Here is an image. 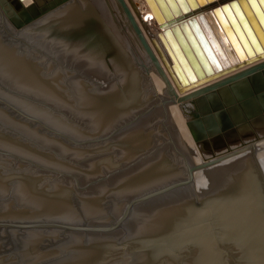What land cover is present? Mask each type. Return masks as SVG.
<instances>
[{
  "label": "rangeland",
  "instance_id": "obj_1",
  "mask_svg": "<svg viewBox=\"0 0 264 264\" xmlns=\"http://www.w3.org/2000/svg\"><path fill=\"white\" fill-rule=\"evenodd\" d=\"M65 6H66V3L62 6L55 8L54 10H51L52 12L50 11V13L48 12L47 14L42 16V20L41 18H37L23 25L20 24V20H17L18 23L17 21L16 22L13 21V18L9 17L6 13H5L6 15L3 14L4 17L3 15L1 16L0 14V28H1L0 29V42H1L0 44L3 46H6L5 48L7 50L5 51L10 52V54L15 57L14 59H17L19 57L18 59L19 60L22 59L21 61L23 62L22 63L21 61L17 60L18 63L20 62L19 64H22L21 68L23 69V71H21V68H20L21 65H16L17 66L16 67L13 63L14 70H15L13 72L17 73V70L18 69L20 70V71L18 70L19 71L17 73L18 75L16 73H15L16 75L13 74V72L11 73V70L7 69L11 73L10 77L17 78V79L14 78L17 81L18 79L21 80L20 82L19 81L18 82L20 84H23L24 89H25L26 86H25L24 80H26V78H28L27 75L30 74V76L32 75L33 77H30L29 79L26 80L27 81L26 83L28 85V87H26V89L28 88L27 90L30 89L29 91H33V92L36 91L37 94H41V95H42V92L43 94H47L48 92H46L45 90L47 89L49 85L50 89L48 88L47 91H52L54 96L56 95L55 98L59 97L58 100L53 98L54 100H56V102L55 101L52 102L50 99H47V98L33 96L31 95L32 93L19 90L23 88H20L19 86L16 85V84H19L17 81L13 82V80L11 81V78H9L10 80L7 79L6 80L7 82H6L2 77H0V141L1 142L7 141L6 143L0 142V183H1L0 185L3 184L2 185L3 188L0 186V189H1L0 190V219H4L6 221H12V222L47 221V222H55L59 224L66 223L70 225L107 227L111 223H114L116 218H118L126 202L140 196L143 193L150 191V190L145 191L147 188L142 187L138 190L139 192L133 193L132 191L130 193L131 195L124 194L125 191H122V189L123 187L125 188V186H122V185L126 179L122 180V178L126 176V173H127L128 180H130L131 177L138 179L142 174H144L143 171H145L148 168L151 169L154 167L155 169H157V168H161L162 166H169L168 168L174 167L175 168L174 171L176 170L177 167H178L177 170L181 169L182 177H184V173L186 171L185 165H187L188 163H189L188 165L193 164L194 149L191 147V144L189 143L188 138L186 137L183 127H181L182 125L180 124L175 111L172 110V112H169V110H167L166 112V108H164V105L167 104L169 99L163 98L161 94H157L153 103H150V100L154 97V94L152 95V92L155 89L154 87H152V85L149 82L150 77L148 74L153 76L152 75L153 73L150 69H147L148 71H146V68L141 64L140 60H136L134 59V57H132V60L136 61V64L139 70L144 75L147 76V80L146 79H142V80H143V83H145V89H146V92L148 93V99H146V103H145V105L147 106L143 107L142 110H140V112H138V114L135 116V118H133L135 120L134 126L142 124L143 123L142 120L148 121L150 119L153 122V125L151 126L153 130H152V134H150V138L148 139L149 145H147V150H148L149 156H147L148 157L147 162L141 163L143 165L137 164L131 169V171L135 170L137 172L136 169L140 166L139 167L140 169L138 168L139 173L138 172L136 173L133 171L135 176L132 174L131 171L130 173L126 172L129 162L122 163V159H119L117 156V153H115L114 151V149L116 148V142H115L114 136H116L117 133L119 132V130H116L117 131L116 133V131L114 130L117 127H120L119 126L120 124H116V123L112 124L114 120H112L111 117L104 118L101 110L97 109V107H99L98 103H100V101L102 102L104 101L103 97L105 94L110 95L113 98L117 96L118 92L112 93L110 91L112 90L111 86L113 88L115 87V85H113L114 82L112 83L111 81L116 80V78L118 77V74L114 73V75H112L111 73L113 70L109 69L108 67H105L106 65H104L102 68L96 63L95 54L94 53L91 54L92 53L91 49H88L87 47L88 42H83L84 40H86L84 36L85 31L83 27L80 26L82 29L79 28V30H82L84 32L83 33L82 31H80L81 33H83L82 35L80 34L79 31L73 30L74 28L73 29L72 27L69 28L70 26L66 24L67 23L66 20L62 22L61 18L63 16L61 15L63 14H61L60 11ZM3 13H4V10H3ZM57 14H59V16ZM63 18L65 19V15ZM39 22H42V23L40 24ZM58 25L59 27L57 29L56 26ZM64 25H66V27ZM70 29H71V33L68 32L70 31ZM76 31L78 33H76ZM71 34H74V35H71ZM34 35L36 38H34ZM67 36H70V37L68 38ZM72 36L76 37V39L73 38ZM80 36H84V37L80 38ZM47 38H49V41ZM64 38H66L67 40H65ZM71 39L73 41H71ZM51 40L53 41L50 42ZM69 40H70V44H69ZM61 42L63 45L65 43L67 45L69 44L70 46L64 45L66 48V50H64L65 48L63 47V45H61ZM80 47H83V48H80ZM85 48L90 51H86ZM76 49H79L77 50V52L79 51L80 52L79 53L75 52ZM80 49L82 50L84 49L85 51L81 52L82 50ZM69 50H72V51H69ZM68 52L70 53L73 52V53L70 54ZM75 53L77 54L75 55ZM87 54H89L90 56ZM80 55L83 57H80ZM85 56H88V58ZM92 56H94V58H92ZM75 57L77 59H75ZM80 58H84V59L83 60L81 59L82 60L81 61ZM89 58H91L93 61H91V59ZM86 59L87 60L89 59L90 62L88 61L89 62L88 63ZM76 60L79 61V63H77ZM35 61H37L38 65L36 64ZM80 61L82 63H80ZM83 63L84 65H82ZM7 64L9 65V63ZM88 64L92 68L89 67L88 69ZM94 64L99 67H95ZM23 65L25 66L31 65V67L33 68L32 69L31 67L28 68V66L23 67ZM33 65L36 67H34ZM73 65L75 66L77 65L76 66L77 69ZM145 65H148V62H145ZM71 66L73 68H70ZM78 66H79V69H78ZM8 67L11 68V65H9ZM100 67L103 69V71L107 69V71H105L107 73V76L105 75L106 74L105 72L100 71L101 69ZM35 68L36 69L38 68L39 70L37 69L34 71ZM44 68H46V70ZM25 69H27L28 72L27 70L24 71ZM32 70L34 73L35 72L36 73L32 74ZM76 70L80 72L77 71L78 72L77 74V72H75ZM89 70H91L90 72L91 74L89 73ZM92 72L94 73L93 75H92ZM99 72L100 73L103 72V74L101 73V76H100L98 75ZM108 72L110 73L108 74ZM19 73H21L20 75L21 78L23 75H24L23 77H26V76L27 77L23 78L24 80L22 81V79H20L19 77ZM25 73L26 74L29 73V74L25 76ZM85 73L88 77L85 76ZM95 73L97 75H95ZM37 74H38V78H37ZM70 75L71 77H69ZM89 75H91V77H89ZM103 75H105V78ZM96 77H99V78H96ZM91 78H94L95 81L94 79L92 80ZM30 79L32 80L35 79L33 81L34 85H32L33 82H31L32 80ZM37 79H39V81ZM36 80H37V83H36ZM41 80H43L44 82H42ZM80 80L81 82L83 81L82 84L78 82ZM10 81L11 83L16 82L15 85L19 89L15 88L14 87L15 85L13 83L12 84L14 86L11 85ZM76 81L77 83L76 85H74L75 84L74 82ZM153 81L156 82L158 80L155 79ZM29 82L32 83L31 84L32 86L30 85ZM41 82L43 83V86H38L39 84L42 85ZM122 82L123 81L121 79V82L119 81V83H122ZM84 83L86 84L84 85ZM79 85L81 87L83 85L82 89L78 88ZM122 85L123 86H121V88L124 87V84ZM40 87L42 90L44 89L45 92L41 91L39 89ZM53 87L55 90L53 89ZM83 88H85V90H83ZM78 89L81 91H79ZM74 90H77V91H74ZM87 91L91 93V95L88 94ZM81 92L84 95L86 94V96L85 97H83L84 95L80 96ZM75 94L78 97H82L86 99L79 98L80 100H76L78 99V97ZM87 98H89L90 100H87ZM79 101L80 102L82 101V102L80 103ZM86 101L90 102L88 106H86V104H88ZM82 103H86V104H82ZM63 105L65 106V108ZM71 105L72 106L74 105L73 108ZM90 105L92 106L91 108H89ZM81 106H85L84 108L86 109H84L83 107L81 109ZM93 108L95 111L93 110ZM96 109H97V112H96ZM89 114L90 116L88 117ZM92 115H93L94 120L91 117ZM155 115L156 116L159 115V117H157V121L153 120L152 116H155ZM165 118H167L168 120ZM105 121H107L108 123L110 122L112 125L110 126V123H109L108 127L106 128L101 127V126H104ZM174 122L176 123V125H174ZM94 124L99 126L102 129L100 130V128H98L97 126L96 128ZM121 124L129 125L128 122L121 123ZM105 129L107 130V133L106 132L100 133V134L95 133V132H102V130L106 131ZM111 138H113V140ZM175 138L178 140H176ZM183 143H185L186 147L187 145L189 146L188 147L189 151H187V149L183 147L184 145ZM104 151H107L108 153ZM142 151L143 150L136 148L134 152L136 153L135 156L139 155ZM100 153L101 155H99ZM183 153H185V155ZM188 153L189 155L192 154L191 157L189 158H188L189 156ZM103 155H105V157H103ZM120 155L122 156V151H120ZM96 156L97 157L99 156L101 159H98L99 157L97 158ZM105 159H107L108 162L112 160L113 162L112 161L111 162L113 164L115 163L116 165L115 168H112L108 165H103L107 168L101 170L100 169L101 165L106 161ZM189 159H191V161ZM119 161H120V164H119ZM147 163L149 164L148 167H147ZM142 166L145 167L144 170ZM131 174L133 176H131ZM9 177L10 178L14 177L17 181L15 179L13 181V179H9ZM21 179L23 181H20ZM27 180L29 181V184H25L26 182L28 183ZM18 182H20V184ZM21 183H22V187L24 186L23 187L24 189L20 187ZM30 183L34 185V188L32 190L31 188L33 186ZM14 184L16 185L14 186ZM165 184L162 183V185H165ZM196 186H197V183L193 177V180L188 185H185L184 187H180L179 190H173L171 192H168V194H170L168 195V197L174 196V198H171L170 201L174 200L180 190L181 191L179 193L184 192L186 190L188 194L193 191L196 192L198 191ZM17 187L19 188L17 189ZM20 189H23V190H20ZM39 189L43 190V192H40ZM59 189H60V192H59ZM62 189L65 191L63 192ZM27 190H29V193ZM67 190L70 192H68ZM136 190L137 189H135V191ZM21 191L27 192L28 194L26 193L27 195L25 194L21 195L22 193ZM48 191H50L51 193ZM55 191H57L58 193H55ZM66 192H68V197H67ZM59 193L63 194V196L60 195ZM37 194L39 197L44 195L43 197H41L43 200L41 198L40 200H38L39 197L37 196ZM29 195L32 196V199H30ZM190 195L192 197L194 196V193ZM24 196H25V199H24ZM45 196L47 197L45 198ZM160 196L154 197V198L156 199V198H159ZM48 197H52V199L50 198V200L52 201V203L54 201V204L49 203L51 201L49 199L47 200ZM55 199H56V203L62 200L61 204H64V205L63 206L59 205L60 202L56 204ZM147 200L140 202V203H135V205L129 209L130 213L128 212L129 215L127 216V218L120 225L116 226L115 228H113L111 231L107 233L79 231V230H66V229H61L59 227H44V228L36 227V228H24V229H19L15 227H0V260H1L0 264L2 263L3 264H42V263L43 264H54L62 260V259L59 260V257L66 255L67 252H71V247H73L74 244L81 242L85 238L89 239L88 241L90 243L91 241L99 240L102 237L108 238L109 240H112L113 243L118 244V247H117L118 249H116L115 252L113 251L111 253V255L109 256L110 258L107 257L108 255L103 257V259L107 258L109 263H107L108 262L107 261L106 263H102V264H134V263L135 264H146V263L150 264V262L147 261L149 259L148 254L145 255L146 254L145 253L143 255V253H141L138 249L144 246L145 241L143 240V237H144L145 232L149 229V225L148 226L146 225L148 217H144L145 220L142 222L140 219L141 217H143L142 212L146 208H151V206L147 204L146 202ZM65 201H67L66 203L69 202L68 203L69 205L68 204L66 205ZM164 201L165 203L166 201L169 202V200H164ZM36 204H38V206ZM52 205L54 208L52 207ZM58 205L62 206L63 209L61 207H59V210L56 209ZM48 206H50L49 207L50 209L48 208ZM68 206L69 207L71 206V208H69ZM43 207L46 210L49 209L52 212H50L49 210H47L46 212L45 209L42 210ZM36 208H38L39 210H37ZM134 208L135 210H133ZM55 209L58 212H56ZM42 211H45V212L43 213ZM65 211L67 212L65 213ZM96 217H101V218H96ZM66 219L68 220V222H66ZM54 229H57V230L60 229L59 230L60 232H55ZM37 238H40V241L38 242L40 246L39 244L37 245L36 242L33 243L34 240H36ZM131 238H133V240ZM133 241L136 243V246L133 243ZM222 246L224 245H221V248ZM91 248H90V250H92L91 253L93 252L94 253L93 255H97L96 258H98V256H100L99 255L100 253L96 252L97 249L95 250L92 246ZM68 249L70 250L68 251ZM226 249L228 251L227 260L229 264H241V263L251 264V261L247 260V256L245 255H243L244 258L243 256L242 257L234 256L233 259H231V253H234V252L233 250L229 248H226ZM50 250H55L56 251L55 254L51 256L49 255L46 256L47 254H49L48 252ZM170 251L166 254L167 260H165V262L160 263V264H177L176 261H179V259H180V262H179L180 264H202V263L204 264L205 263L204 261L199 260L198 257L194 259L188 256L189 254L183 257L182 255L184 254L183 252L182 254L180 253L181 255L179 256V254L176 255ZM42 253L46 257L40 256V254L42 255ZM80 256H82V254ZM146 256L148 259L146 258ZM181 256L182 258H179ZM225 257L226 256H224L223 258L225 259ZM77 258H80L79 254L77 255ZM174 258H176V261H175L176 263L174 261L173 262L171 261ZM82 261L83 260H81L80 263H83ZM153 261L154 263H156L157 260H153ZM69 262L70 261L64 264H67V263L74 264V261L72 263H69ZM95 262H93V264H95ZM77 263L80 264L78 261L75 262V264ZM219 263L226 264V262H223V260L221 259Z\"/></svg>",
  "mask_w": 264,
  "mask_h": 264
},
{
  "label": "bare ground",
  "instance_id": "obj_2",
  "mask_svg": "<svg viewBox=\"0 0 264 264\" xmlns=\"http://www.w3.org/2000/svg\"><path fill=\"white\" fill-rule=\"evenodd\" d=\"M122 1L125 4V6H126V8L128 10L129 16L135 22L136 26L138 27V30H139L140 34L142 35L143 39L146 42V45L150 49V52L152 53V57L144 49V46L141 43V41L138 39L137 34L133 31L132 26H131V22H130L131 20H129V17L126 15L125 11L122 9V7H121V5H120L118 0H70V1L66 2V6L63 7L61 9V11H60V13L63 14L61 16L64 17V15H65V19L63 17L61 18L62 22L64 20H66L67 21L66 24H68V26H70L69 28L72 27V29L74 28L73 30H77V31L80 32L82 30H79V28L83 27V29L85 31L84 36H85V39H86L83 42H88L87 47H88V49H91V51H92V53L91 52H89V53H91V54L94 53L95 54L96 63L99 66H101L102 68H103L104 65H106L105 67H108L109 69L113 70L114 72L112 71V73H111L112 75H114V73L118 74V77L116 78V80H114V81L112 80L111 81L112 83L114 82L113 85H115V87L113 88L111 86L112 90L110 91L112 93H117L118 92L117 96H115V98H113L112 96L105 94L104 97H103L104 101L103 102L100 101V103H98L99 107H97V109H100L101 112L103 113V117L104 118L105 117H107V118L111 117L112 120L115 121V122L113 121L112 124H115V123L116 124H120L119 125L120 127H117L115 130L113 129L114 131L119 130L118 133L116 131L117 135L114 136L115 137V142H116V148L114 149V151H115V153H117L118 158L122 159V163H128L129 162L128 163V168L126 170V172H129V173H130L131 169L134 166H136L137 164H141V163L147 162V158H148L147 156H149L148 155L149 153H148V150H147V145H149L148 144V139L150 138V134H152L153 128L151 126L153 125V122L150 119L148 121L147 120L146 121L142 120V122H143L142 124L134 126L135 125V120L133 118H135V116L138 114V112H140V110H142L143 107L147 106V105H145V103H146V99H148V93L146 92V89H145V83H143V80H142V79H146L147 80V76L144 75L139 70V68H138V66L136 64V61L132 60V57H134V59L140 60L141 64L146 68V71H148L147 69H150L152 71V73H153L152 74L153 76L148 74L149 77H150L149 78V82L152 85V87H154V89H155L152 92V95L154 94V97L150 100V103H153V101H154V99H155L157 94H161L163 98L169 99L167 104L164 105V108H166V112H167V110H169V112H172V110L175 111V113H176V115L178 117V120H179L180 124L182 125L181 127H183V129H184L186 137L188 138V141L191 144V147L194 149V153H193L194 154V160H193V163L196 164L199 161L198 154H197V150L199 151V149H198L197 146H195L192 143V140L190 138V135H189V133L187 131V128H186V125H185V117H184V115H183V113L181 111V105H182V101L184 100V97L187 96L190 93H193L195 91H198L199 89H202L203 87L210 86V85H212L214 83H217L218 81H221L222 79H225L227 77H230L231 75H234L235 73H238L239 71H242V70H244L246 68H249L252 65H255V64H257V63H259L261 61H264V57H261L260 59H258L257 61H253L252 63L245 64L242 67H239V68H236V69H234L232 71H229L228 73H225L223 75H218L215 78H211V79H209L207 81L199 83V84H197V85L191 87L190 89L185 90V91H183L181 93V91H178L177 85H175V83L172 81V79H171V77L169 75V72H168V70H167V68L165 66V63H164L163 60H166V58L164 59V57L159 54V52L156 49V46L151 42V36L156 32V30H158L159 26H158L154 16L152 15L150 10L146 6L144 0H122ZM31 2H33V1L32 0H0V14L2 16L3 14L6 13L9 17H12L13 21H15V22L17 20H22V19H24V17H26V12H23L24 7H27L28 5H30ZM64 4H62V5H64ZM2 9L4 10V13H3ZM57 15L59 16V14H57ZM3 17H4V15H3ZM40 18L42 20V17H40ZM17 23H18V21H17ZM17 23H15V24H17ZM39 23L41 24L42 22H39ZM56 25H57V23H56ZM61 25H63V24H61ZM64 26L66 27V25H64ZM56 27L58 29L59 25L56 26ZM65 27H63V28H65ZM69 28H68V30H69ZM77 31H76V33H78ZM68 32L71 33V29ZM73 33H74V31H73ZM83 33L80 32V34H82V35H83ZM35 34H36V32H35ZM43 34H44V32H43ZM39 35H37V36H39ZM71 35H74V34H71ZM84 36H80V38L81 37L83 38ZM44 37H45V35H44ZM67 37L69 38L70 36H67ZM28 38H29V36H28ZM34 38H36L35 35H34ZM49 38H47L48 41H49ZM73 38L76 39V37H73ZM26 39H27V37H26ZM40 39H41V37H40ZM64 39L67 40L66 38H64ZM72 39H71V41H73ZM52 41L53 40H51L50 42H52ZM57 41H59V40H57ZM77 41H79V40H77ZM62 42H61V45H63ZM69 44H70V40H69ZM64 45L66 46L67 44L64 43ZM64 45H63V47L65 48ZM78 46H80V45H78ZM5 47L6 46H3V45L0 44V77H2L5 81L7 79L10 80L9 78H11V81L13 80V82H14V81H17V80H15L17 78H15V77L12 78V77H10V75H11V73L13 71H15L14 70V65L15 66L16 65H21L20 68L22 67V64H19L20 62L18 63V61H21L22 59L19 60L18 59L19 57L17 59H14L15 57L12 56L10 54V52L5 51V50H7ZM80 48H83V47H80ZM64 50H66V48ZM77 50H79V49H76L75 52H77ZM80 50H82V49H80ZM69 51H72V50H69ZM84 51L85 50L83 49L81 52H84ZM86 51H90V50L86 49ZM79 52H77V53H79ZM68 53H70V52H68ZM71 53H73V52H71ZM77 53H75V55ZM70 54H69V56H70ZM83 55H84V53H83ZM87 55H89V54H87ZM135 56H136V58H135ZM27 57H29V56H27ZM80 57H83V56L80 55ZM85 57L88 58V56H85ZM92 58H94V56H92ZM75 59H77V58L75 57ZM81 59L83 60L84 58H80V60ZM89 59H91V58H89ZM89 59L88 60L86 59L87 62L89 61ZM24 61H25V59H24ZM72 61H74V60H72ZM72 61H71V63H72ZM76 61H75V63H76ZM81 61H80V63H82ZM91 61H93V60L91 59ZM35 62L38 65L37 61H35ZM145 62H148V65H145ZM7 63H9V65H11V68L8 67L9 65ZM13 63H14V65H13ZM77 63H79V61H77ZM82 65H84V63ZM26 66H28V65H26ZM26 66L23 65V67H26ZM73 66H75V65H73ZM80 66H81V64H80ZM86 66H87V64H86ZM94 66L95 67H99V66H96L95 64H94ZM30 67H31V65L28 66V68H30ZM34 67H36V66H34ZM89 67H91V66H89V64H88V69H89ZM32 68L33 67H31V69ZM70 68H73V67L71 66ZM102 68L100 69V71H103ZM7 69L11 70V73ZM37 69L35 68L34 71L37 70ZM44 69L46 70V68H44ZM76 69H77V67H76ZM78 69H79V66H78ZM83 69H85V68H83ZM104 69H106V68H104ZM5 70L8 71V72H6ZM18 70H17V73L20 71V70L19 71ZM26 70L27 69H25L24 71H26ZM21 71H23L22 68H21ZM77 71L78 70H76L75 72H77ZM105 71H107V69L104 70L103 72H105ZM27 72H28V70H27ZM78 72H80V71H78ZM78 72H77V74H78ZM90 72H91V70H89V73ZM103 72H101V73L103 74ZM110 72H108V74ZM161 72H162V74H161ZM15 73L13 72V74H15ZM21 73H19V77H20V79H22V81L24 80L23 78H26L27 76H28V78H26V80L29 79L30 77H33L32 75L30 76L29 73H31V72H29V73H27L29 75H27L25 73V76L26 75L27 76L23 77L24 76L23 75L22 78H21V76H20ZM35 73L32 70V74H35ZM101 73L99 72L98 75L101 76ZM163 73H164V75H163ZM49 74H51V73H49ZM93 74L94 73L92 72V75ZM95 75H97V74L95 73ZM105 75L107 76V73ZM105 75H103L104 78H105ZM85 76L88 77L86 75V73H85ZM47 77H48V75H47ZM69 77H71V75ZM89 77H91V75H89ZM37 78H38V74H37ZM96 78H99V77H96ZM91 79L93 80L94 78H91ZM121 79H122L123 82L119 83V81L121 82ZM155 79H157L158 81L154 82L153 80H155ZM26 80H24L25 86L28 87V85L26 83L27 82ZM30 80H32V79H30ZM34 80H32L31 82H33ZM37 80L39 81V79H37ZM37 80H36V83H37ZM11 81H10V84L11 85H13V84L15 85L16 82L15 83L12 82L13 83L12 84ZM18 81L20 82L21 80L18 79ZM41 81L44 82L43 80H41ZM94 81H95V79H94ZM24 82H22V83H24ZM31 82H29L30 85L32 84ZM78 82H80L81 84L83 83V81L81 82V80L78 81ZM74 83H75L74 85H76L77 81L74 82ZM85 84L86 83H84V85ZM122 84H124L123 88H121V86H123ZM16 85L19 86L20 88H23V89L17 88ZM16 85L14 86L15 88H17L19 90H23V91L29 92V93H32L31 95H33V96H36V97L38 96V97H41V98H47V99H50L52 102L53 101L56 102V100L53 99V98H55L56 95L54 96L52 91H47L48 88L50 89L48 84H47L48 87L45 90L48 93L47 94H43V92H42V95L41 94H37L36 91L35 92L29 91L30 89L27 90L28 88L26 89V87L24 89V85L23 84L19 83V84H16ZM32 85H34V82H33ZM37 85H35V86H37ZM80 85H79L78 88L82 89L83 85H82V87ZM38 86H43V83H42V85L39 84ZM119 88H121V89H119ZM33 89H34V87H33ZM39 89L41 91H44V89L42 90L41 87ZM53 89H54V87H53ZM87 89H88V87H87ZM83 90H85V88H83ZM83 90H82V92H83ZM74 91H77V90H74ZM79 91H81V90H79ZM82 92L80 93V96L84 95V94H82ZM84 93H86V92H84ZM87 93L91 95V93H89L88 91H87ZM85 96H86V94L83 97H85ZM90 97H92V96H90ZM79 98L81 99L82 97H78V99H76V98L75 99L76 100H80ZM55 99L58 100L59 97H57ZM82 99H86V98H82ZM87 100H90V99L87 98ZM93 100H94V98H93ZM84 102H85V100H84ZM94 102H95V100H94ZM87 103L88 104H86V103H82V104H86V106H88L90 102H87ZM91 105H90L89 108L92 107ZM71 106H69V107H71ZM73 106H72V108H73ZM82 107L84 108L85 106H81V109H82ZM64 108H65V106H64ZM84 109H86V108H84ZM97 109H96V112H97ZM93 110H94V108H93ZM38 111H40V110H38ZM80 112H81V110H80ZM78 113H79V111H78ZM84 113H86V112H84ZM169 114H171V113H169ZM172 115H173V113H172ZM89 116H90V114L88 115V117ZM91 117L93 119V115ZM152 117H153V120L157 121V117H159V115L158 116L155 115V116H152ZM165 119H167V118H165ZM126 122H128L129 125L121 124V123H126ZM109 123L107 121H105L104 126H101V127H105L106 128V127H108ZM112 124L110 123V126ZM174 125H176L175 122H174ZM96 126L97 125H95V127ZM110 126H109V128H110ZM97 127L100 128L99 126H97ZM112 127H114V126H112ZM101 129L102 128H100V130ZM105 132L107 133V130L106 131L102 130V132H95V133H99L100 134V133H105ZM113 138H111V139L113 140ZM176 140H178V139H176ZM6 142H3V143H6ZM183 144H184L183 147H185V149H187V151H189L188 150L189 146L187 145V147H186L185 143H183ZM180 145H182V144H180ZM136 148L143 150L139 154L140 156L139 155L135 156L136 153H134V152H135ZM178 148H179V146H178ZM250 150L254 151V152L251 154ZM120 151H122V156L120 155ZM104 152H107V151H104ZM101 153L99 155H101ZM254 153H255V155H254ZM183 154L185 155V153H183ZM188 155H189V153H188ZM191 155H189L188 158L191 157ZM103 157H105V155H103ZM98 159H101V158L99 157ZM105 160L106 161L101 165V168H100L101 170L107 168V167H105L103 165H108V166H110L112 168H115L116 165H115V163L114 164L112 163L113 162L112 160H111L112 162L111 161L108 162L107 159H105ZM189 160L191 161V159H189ZM256 160L258 162V165H256V162H255ZM156 161H158V160H156ZM119 164H120V161H119ZM141 165H143V164H141ZM148 165L149 164L147 163V167H148ZM187 165H185L186 168L189 167V165L188 166ZM142 167H143V170H144L146 165H145V167L144 166H142ZM142 167H141V169H142ZM168 167L169 166H162L161 168H157V169H155L154 167L151 168V169L148 168L145 171H143L144 174H142V175L140 174L141 176L138 179H136L134 177H131V178L129 177L130 180H128L127 173H126V176L124 178H122V180L126 179L123 182L122 186H125V188L123 187L122 191H125L124 194H130L132 191H133V193L134 192H139L138 190L140 188H142V187L143 188H145V187L147 188L145 191H148V190L152 191V190H155V189H158V188L164 186V185H162V183H164V184L165 183H169L172 180H175V179H178V178L182 177L181 169L177 170V168H178L177 167L176 170L174 171V169H175L174 167H170V168H168ZM138 168L136 170L139 173ZM133 171L136 172L135 170H133ZM133 171H131V172L134 175ZM132 174H131V176H133ZM184 175H185V173H184ZM192 176L196 180V183H197L196 188L198 189V191H196V192L193 191V190H192L193 192H190L191 194L194 193V196L191 197V195H189L188 197H186L185 194L187 195V193H188V192H186L187 190L184 191V192L179 193L181 191L180 190L178 192L177 196L175 197V199L171 200V201H170V199L174 198V196L168 197V195H170L168 193L167 194H161V196L159 198H156V199L155 198L154 199L151 198V199L146 201L147 204L151 206V208H146L142 212V216L143 217H141L140 219H141V222H142V221L145 220L144 217H148L146 225L147 226L149 225V229L145 232L144 237H143V240L145 241L144 246L142 248H138V249H139V251L141 253H143V255L145 253H146L145 255L148 254V256H149L148 258L149 259L147 258V256H146V258L148 259L147 261H149L150 264H160V263L165 262V260H167L166 254L170 250H171L170 252H173L176 255L179 254V256L183 252L184 253V254H182L183 257L185 255H188V254H189L188 256H190V257H192L194 259H196L198 257L199 260L204 261V262H206V260L211 261L210 260L211 259L210 256H212V260H215L217 258V256L219 257V252H217L218 250L215 252V248H216L215 245L217 244L218 240L214 236V231H213V233H211L210 228L206 225V222H204V220L203 221H199V218H198V217L202 216V212L204 211L203 210L204 207H208L209 210H210L209 212L216 213L217 217H211V219H212V221L215 220V222H217V223L219 221H221V218H222L221 214L224 215V213H226V212L234 214L235 211L243 212L244 215L241 216L243 218V220L241 219V217H232V219L230 221V224L228 225L230 227L229 229L232 230L231 233H239L238 230L244 227L243 224L245 223V221L249 220V219L252 220L253 217L255 218V216H254L255 214L257 216L259 214H260V216H264V204H263L264 203V139L256 141L253 144L252 148H248L246 151H243L242 153H239V154H237L235 156H230V157L226 158L225 160L220 161V162H218L216 164H212L210 166L202 167V168L196 170L192 174ZM18 177H20V176H18ZM193 177H192V180H193ZM9 179H13V181H14L15 178L14 177L13 178L9 177ZM7 181H8V179H7ZM13 181H11V182H13ZM20 181H23V180L21 179ZM18 183L20 184V182H18ZM121 183H120V185H121ZM25 184H29V181H28V183L26 182ZM2 185H0V186L2 187ZM15 185L16 184H14V186ZM160 185H162V186H160ZM32 186L33 187L31 188V190L34 188V185H32ZM147 186L150 187V188H148ZM20 187H22V183H21ZM18 188L19 187H17V189ZM23 189H20V190H23ZM63 189H62V191L64 192L65 190H63ZM135 189H137V190L135 191ZM27 191L29 193V190H27ZM33 191H35V190H33ZM150 191H148V192H150ZM18 192H20V191H18ZM40 192H43V190H40ZM48 192H50V191H48ZM59 192H60V189H59ZM63 192H61V193H63ZM68 192H70V191H68ZM68 192H66L67 193V197H68ZM26 193L27 192L23 191L21 193V195L22 194L27 195L28 193L27 194ZM45 193H47V192H45ZM55 193H58V192L55 191ZM66 193H64V194H66ZM146 193H143V194H146ZM60 195L63 196V194H60ZM29 196H30V199H32V196L31 195H29ZM34 196H36V195H34ZM37 196H38V194H37ZM43 196H41V197H43ZM47 196H45V198ZM41 197H39L38 200H40ZM65 197H66V195H65ZM50 198L52 199V197H48L47 200L48 199L50 200ZM24 199H25V196H24ZM28 199H29V197H28ZM28 199H27V201H28ZM56 199H57V197H56ZM56 199H55V203H56ZM47 200H46V202H47ZM71 200H69V201H71ZM164 200H169V202L166 201V203H165ZM44 201H45V199H44ZM61 201H58V203L60 202L59 205L63 206L64 204H61ZM67 201H68V199H67ZM67 201H65V203ZM49 203H52V201L49 202ZM58 203H56V204H58ZM62 203H64V202H62ZM68 203H66V205ZM52 204H54V201H53ZM36 205L38 206V204H36ZM44 205H46V204H44ZM59 205H58V207L56 209L59 210V207H61L63 209V207L59 206ZM202 205H203V208L201 210L200 207H202ZM260 205H261V207H258ZM50 206H48V208ZM52 207H53V205H52ZM53 208H52V210H53ZM64 208H65V206H64ZM69 208H71V206ZM36 209L39 210L38 208H36ZM43 209H45V208L43 207L42 210ZM49 209H47V210H49ZM47 210H46V212H47ZM66 210H68V209H66ZM133 210H135V208ZM69 211H70V209H69ZM42 212L44 213L45 211H42ZM50 212H52V211H50ZM56 212H58V211L56 210ZM61 212H62V210H61ZM66 212L67 211H65V213ZM50 214H52V213H50ZM260 216H258V217H260ZM204 217H207V216H204ZM258 217H257V219L259 220ZM96 218H101V217H96ZM103 219H105V218H103ZM66 222H68L67 219H66ZM240 222H242L241 223L242 225H240L241 226L240 228H239V226L234 225V224H237V223H240ZM146 225H145V227H146ZM112 228H114V226ZM112 228L110 230H112ZM223 228H225V225L223 226ZM189 229H190V231H188ZM59 230L54 229L55 232H60ZM157 232H161L160 233V234H162L161 236L165 237V239L167 238V241H166L167 247L165 245L163 246L162 244H159V243H158L159 244L158 245L156 243V241L158 242V238L157 237H159V238L161 237L160 234H156ZM189 232H191V233H189ZM225 232H227V231H225ZM166 233H168V234H166ZM211 234H212V237L209 236ZM225 234H227V233H225ZM223 236H224V234H223ZM224 238H226V237L224 236ZM232 238H235V239H231V240L234 241L233 244H234L235 248L232 247L231 243H228L227 246H226V248H229V249L233 250V252H234V253H231V259H233L234 256L242 257L243 255H245V256L249 255L250 256L251 254H253L256 257V256H258L260 254V251H261L260 249H262L261 240H259L258 243L256 242V244H254L252 238H249L248 236L247 237L246 236H241L240 237V234H239L238 238H236V237H232ZM131 239L133 240V238H131ZM249 239H252V240L247 242ZM88 240L89 239L85 238L81 242H79L77 244H74L73 247H71V252H67L66 255H63V256L59 257V260L60 259H62V260H60L59 262L54 263V264H64V263H66L68 261H70L69 263H72L74 261V264H75V262H77V261L80 263L81 260H83L82 261L83 263L86 262L85 264H93V262H95L96 259H97L96 258L97 255H93L94 253L93 252L91 253L92 250H90V248H91L92 244L98 243V242H100V244L103 246V248H99V249L96 250V252L100 253L99 257L102 258V263H106L108 261L107 258L103 259V257L108 255L107 257L110 258L109 256L111 255V253L113 251L115 252V250L118 249L117 248L118 244L113 243V241L109 240L108 238H103L102 237L101 239L93 240L90 243H89ZM39 241H40V238H37L36 240H34L33 243L36 242L37 245H38ZM133 243L136 246V243L134 241H133ZM173 243H174V245H172ZM236 243H237L238 246L236 245ZM90 244H91L90 248H87ZM252 244L254 246H256V247H254ZM39 246H40V244H39ZM176 247H178V248H176ZM40 248H39V250H40ZM164 248L166 250H164ZM256 249H259L260 251L256 250ZM69 250L70 249H68V251ZM162 251H166V252H162ZM55 252H56L55 250H50L48 252L49 254H47V255L45 254V255L46 256H48V255L51 256V255H54ZM26 253H28V252H26ZM80 253L82 254V256H80L81 255ZM78 254H79L80 258H77ZM24 255H25V253H24ZM40 256L46 257V256L43 255V253H42V255L40 254ZM188 256H186V257H188ZM42 257H41V259H42ZM173 257H175V256H173ZM179 258H182V256L179 257ZM243 258H244V256H243ZM235 259H236V257H235ZM35 260H37V259H35ZM153 260H157L156 263H154ZM171 261L175 262L176 258H174ZM240 261H242V260H240ZM176 262H177V264H180L179 263L180 259H179V261H176ZM247 262H249V261H247ZM83 263H80V264H83ZM107 263H109V261ZM241 264H243V263H241Z\"/></svg>",
  "mask_w": 264,
  "mask_h": 264
},
{
  "label": "water",
  "instance_id": "obj_3",
  "mask_svg": "<svg viewBox=\"0 0 264 264\" xmlns=\"http://www.w3.org/2000/svg\"><path fill=\"white\" fill-rule=\"evenodd\" d=\"M32 1L30 5L24 7L26 17L20 20L21 25L44 16L70 0ZM118 1L131 20L133 31L152 57L125 4L122 0ZM144 2L159 26L151 36V42L159 54L166 58L163 60L165 66L181 93L199 83L264 57V0H195V3L193 0H144ZM217 9L224 10L223 19L216 14ZM181 111L192 143L199 149L198 163L189 165L184 177L126 202L114 223L107 227H92L47 221L12 222L0 219V227L19 229L59 227L66 230L107 233L113 226L115 228L127 218L129 209L135 203L179 190L180 187L191 183L192 174L196 170L252 148L256 141L264 139V61L188 94L182 101ZM253 152L251 151V154ZM255 162L258 165L257 160ZM190 194L187 193L185 196L188 197ZM200 208L202 210L203 205ZM203 210L202 216L198 217L199 221L204 220L211 233L214 231V236L218 240L215 252L217 250L219 252V257L212 260L210 256L211 261L206 260L204 264H222L219 263L220 259L229 264L226 246L231 243L235 248L231 239L238 238L239 234L240 237L252 238L254 244L261 240V251L256 249L260 254L256 257L253 254L248 255L247 260H251V264H264V216L259 214L258 217L255 214V218L245 221L244 227L238 230L239 233H231L228 225L232 217H241L244 215L243 212L221 214V221L217 223L211 219L217 217L216 213L209 212L208 207H204ZM241 219L243 220L242 217ZM241 223L234 225L240 228ZM209 236L212 237V234ZM157 238V244L167 247V238L163 236ZM221 245H224L223 248ZM90 246L91 244L87 248ZM92 247L95 250L103 248L100 242L94 243ZM95 264H102V258L98 256Z\"/></svg>",
  "mask_w": 264,
  "mask_h": 264
},
{
  "label": "snow or ice",
  "instance_id": "obj_4",
  "mask_svg": "<svg viewBox=\"0 0 264 264\" xmlns=\"http://www.w3.org/2000/svg\"><path fill=\"white\" fill-rule=\"evenodd\" d=\"M193 2L195 3V0H193ZM228 10L231 11L230 8H229ZM216 14H217L221 19H223L224 10L217 9V10H216Z\"/></svg>",
  "mask_w": 264,
  "mask_h": 264
}]
</instances>
